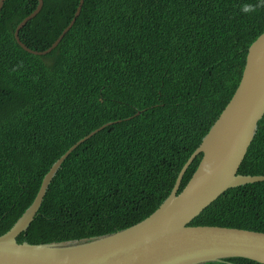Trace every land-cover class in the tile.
<instances>
[{
  "label": "trees",
  "instance_id": "trees-1",
  "mask_svg": "<svg viewBox=\"0 0 264 264\" xmlns=\"http://www.w3.org/2000/svg\"><path fill=\"white\" fill-rule=\"evenodd\" d=\"M79 3L44 0L21 40L48 49ZM258 3L85 0L59 45L35 55L18 44L15 30L38 0H6L0 12V235L30 207L59 157L120 119L64 161L18 242H80L151 215L238 88L249 47L264 32V7L250 14L241 8ZM202 156L185 172L179 192ZM239 173L264 175V117ZM190 224L264 232V181L228 189ZM204 264L263 263L232 257Z\"/></svg>",
  "mask_w": 264,
  "mask_h": 264
},
{
  "label": "water",
  "instance_id": "water-1",
  "mask_svg": "<svg viewBox=\"0 0 264 264\" xmlns=\"http://www.w3.org/2000/svg\"><path fill=\"white\" fill-rule=\"evenodd\" d=\"M5 1L0 0V12ZM84 1L80 0L75 17L55 42L38 51L20 37V31L44 6V0H38L35 10L16 27V41L29 53L47 55L73 27ZM263 117L264 32L249 47L233 97L181 169L171 194L151 215L115 233L80 242H18L34 221L54 176L69 155L105 127L122 120L107 122L74 143L51 166L33 203L10 230L0 235V264H204L232 257L264 264V232L190 224L228 189L264 181V175L239 173ZM201 153L198 168L179 192L185 172Z\"/></svg>",
  "mask_w": 264,
  "mask_h": 264
},
{
  "label": "clouds",
  "instance_id": "clouds-1",
  "mask_svg": "<svg viewBox=\"0 0 264 264\" xmlns=\"http://www.w3.org/2000/svg\"><path fill=\"white\" fill-rule=\"evenodd\" d=\"M258 7H264V0H259L258 4H245L242 6L241 11L245 14H250L255 12Z\"/></svg>",
  "mask_w": 264,
  "mask_h": 264
}]
</instances>
